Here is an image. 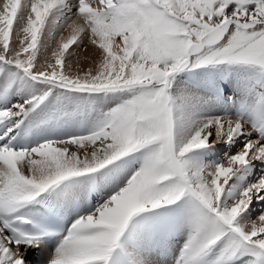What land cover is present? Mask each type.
I'll return each instance as SVG.
<instances>
[{
  "label": "snow or ice",
  "instance_id": "6c2138e0",
  "mask_svg": "<svg viewBox=\"0 0 264 264\" xmlns=\"http://www.w3.org/2000/svg\"><path fill=\"white\" fill-rule=\"evenodd\" d=\"M0 264H264V0H0Z\"/></svg>",
  "mask_w": 264,
  "mask_h": 264
},
{
  "label": "rangeland",
  "instance_id": "374dc122",
  "mask_svg": "<svg viewBox=\"0 0 264 264\" xmlns=\"http://www.w3.org/2000/svg\"><path fill=\"white\" fill-rule=\"evenodd\" d=\"M84 47L88 49V53H89V54L93 53L94 50H93V48L88 44L87 39H85ZM84 55H85V54H83V53L81 54V60H82V62L84 63V66L87 67V66H89V65L91 64L92 59H93L94 57H90L88 60L85 61V60H84Z\"/></svg>",
  "mask_w": 264,
  "mask_h": 264
}]
</instances>
